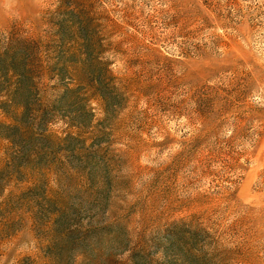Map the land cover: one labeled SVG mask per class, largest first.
Listing matches in <instances>:
<instances>
[{
	"label": "rangeland",
	"instance_id": "obj_1",
	"mask_svg": "<svg viewBox=\"0 0 264 264\" xmlns=\"http://www.w3.org/2000/svg\"><path fill=\"white\" fill-rule=\"evenodd\" d=\"M0 264H264V0H0Z\"/></svg>",
	"mask_w": 264,
	"mask_h": 264
}]
</instances>
